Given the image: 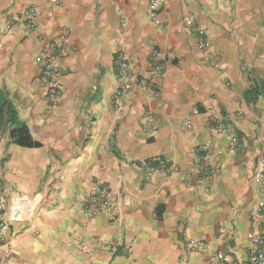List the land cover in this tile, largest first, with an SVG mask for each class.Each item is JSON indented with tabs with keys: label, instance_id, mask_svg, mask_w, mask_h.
Returning a JSON list of instances; mask_svg holds the SVG:
<instances>
[{
	"label": "crops",
	"instance_id": "0c3cea01",
	"mask_svg": "<svg viewBox=\"0 0 264 264\" xmlns=\"http://www.w3.org/2000/svg\"><path fill=\"white\" fill-rule=\"evenodd\" d=\"M148 1L0 0V89L40 142L0 136L5 216L15 197L35 205L5 229L9 264H248L256 204L264 229V0H162L157 22ZM62 31L51 103L38 55ZM101 185L117 208L90 215Z\"/></svg>",
	"mask_w": 264,
	"mask_h": 264
},
{
	"label": "built area",
	"instance_id": "2783aa9c",
	"mask_svg": "<svg viewBox=\"0 0 264 264\" xmlns=\"http://www.w3.org/2000/svg\"><path fill=\"white\" fill-rule=\"evenodd\" d=\"M162 0L148 1V16L154 22H157V15L161 6ZM36 11L29 9L25 13L23 24L27 28L34 26V17ZM10 26V21L5 24L4 30ZM200 46H206V41H202ZM67 53V33L60 32L54 38L44 43L40 54L38 55L40 70L37 75V80L44 86L46 96L51 103L57 102L61 96L58 76L60 73V59ZM118 72H117V89L116 95L128 88L127 83V62L124 55L117 56ZM159 66L153 65L151 68V76L155 77L159 72ZM162 165V163H160ZM169 171V169H166ZM88 206L86 212L90 215L102 213L111 215L117 208V202L111 196L109 187L101 185L97 190L90 194L87 198ZM34 202L25 196H18L11 200L8 206L6 216L4 208L0 202V241H4L7 245L4 256L0 259V264H9L8 259L12 254L11 244L8 243L5 232L9 222L31 221L34 218ZM260 209L259 204H256L252 209V231L249 234V253L248 264H264V229L260 228L261 221L257 217V212ZM222 254H217V258L221 259Z\"/></svg>",
	"mask_w": 264,
	"mask_h": 264
},
{
	"label": "trees",
	"instance_id": "16d2710c",
	"mask_svg": "<svg viewBox=\"0 0 264 264\" xmlns=\"http://www.w3.org/2000/svg\"><path fill=\"white\" fill-rule=\"evenodd\" d=\"M261 91H264V86ZM257 93L254 88H249L247 93ZM7 135L8 144L14 143L23 147H39L40 142L33 139L24 120L20 119L8 93L0 89V136Z\"/></svg>",
	"mask_w": 264,
	"mask_h": 264
}]
</instances>
